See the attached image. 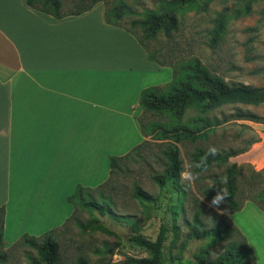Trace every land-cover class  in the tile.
<instances>
[{"label": "crops", "instance_id": "0c3cea01", "mask_svg": "<svg viewBox=\"0 0 264 264\" xmlns=\"http://www.w3.org/2000/svg\"><path fill=\"white\" fill-rule=\"evenodd\" d=\"M173 69L148 58L106 7L56 17L27 0H0V208L4 241L42 236L74 214L78 186L111 177V157L144 136L141 93L166 87ZM229 218L264 264V210L252 201Z\"/></svg>", "mask_w": 264, "mask_h": 264}, {"label": "rangeland", "instance_id": "374dc122", "mask_svg": "<svg viewBox=\"0 0 264 264\" xmlns=\"http://www.w3.org/2000/svg\"><path fill=\"white\" fill-rule=\"evenodd\" d=\"M59 1L62 4L60 13L67 14L89 5L92 0ZM107 1L110 8L127 6L129 12L121 24L134 31L150 53L169 67H180L198 58L212 75L228 84L264 89V0H196L200 6H206L204 11L181 13L178 29L171 36L160 31L152 38L147 36L141 22L150 13H162L163 7L171 0ZM223 10L233 17L220 44L212 47L213 21ZM197 115L198 111L189 110L185 122ZM209 117L219 120L221 125L197 141L186 140L177 144L183 161L181 176L187 186L185 194H178L170 185L161 189L154 183L153 177L162 174L168 165L165 151L173 142L148 138L151 145L120 160L109 183L96 190H86L84 195L87 200L109 203L117 214L129 216L130 222L119 223L98 213L92 214L75 200L73 219L67 227L63 226L55 233L60 246L55 264H76L80 256H84L89 264H125L128 257H150L151 253L136 245L132 238L139 235L155 241L162 226L170 230L163 248L164 264H201L195 255L209 240L186 242L185 237L197 217L201 229L217 227L222 218H229L232 208L226 200V168L231 164H237L243 171L238 179L236 201L241 204L251 201L253 196H261L259 200L264 205V104L227 105L211 112ZM143 119L145 122H172L168 114H147ZM201 149L233 150L234 156L228 166L213 164L199 171L193 162V154ZM218 182L223 185L220 195L208 196L206 191ZM137 187L150 194L153 201L136 199ZM93 218L99 219L107 231L84 233L80 226ZM174 224L180 227L179 238L172 231ZM231 240L223 238L210 247L211 261L226 249ZM0 254L7 256L0 264H31L30 257L37 256V251L21 239L14 244L3 240Z\"/></svg>", "mask_w": 264, "mask_h": 264}, {"label": "trees", "instance_id": "16d2710c", "mask_svg": "<svg viewBox=\"0 0 264 264\" xmlns=\"http://www.w3.org/2000/svg\"><path fill=\"white\" fill-rule=\"evenodd\" d=\"M103 2L106 7V21L114 26L122 27L133 34L140 44L148 52V58L151 61L159 63L161 66H169L159 61L150 53L148 46L144 41L132 30L121 24L123 17L129 12L125 4L109 7L107 0H92L89 5L84 6L78 11L61 14L62 4L59 0H27L30 7L42 11L44 13L63 17L65 15L81 14L91 10L97 3ZM206 6H200L196 0H171L162 9V13H150L147 18L141 22L142 28L145 30L149 38L155 37L160 31H164L167 36H171L174 30L179 26V15L187 11L202 10ZM264 18V11L262 13ZM232 15L227 10L221 11L213 21L211 31V46L216 47L220 44L226 33L229 21ZM173 79L166 87H152L144 90L140 97V107L143 110L139 118L140 126L146 140L140 144L135 150L139 151L144 147L151 145V138L156 141H172L173 144L165 151L168 165L162 174L153 177L154 183L161 189L170 185L178 194H185L187 186L182 182L183 161L180 155V149L177 146L182 141H197L205 137L209 132L215 130L221 125L219 120L210 118L209 114L219 108L227 105H250L260 106L264 104V89L251 87L242 84H228L220 77L214 76L204 66L200 59L194 58L188 63L173 66ZM189 110L198 111L196 117L190 118L185 122V117ZM147 114L165 115L168 114L172 122L157 123L155 121L145 122L143 116ZM234 156L233 150L207 151L198 150L193 154V162L199 171L208 169L213 164L229 165L230 158ZM128 157V156H126ZM125 157H111V175L114 174L120 160ZM243 175L242 169L237 164H231L226 168V189L227 203L232 208V212L242 209L244 203L239 204L236 201L238 188V179ZM111 178V177H110ZM110 179L100 186L104 187L109 183ZM223 189L221 182L208 189V196L220 195ZM86 190L78 186L75 192L68 197V202L72 203L78 200L82 206L87 208L92 214L98 213L101 217H109L119 223L130 222L129 216L117 214L109 203L96 202L85 198ZM134 197L142 202L153 201V197L147 192L137 187ZM261 196H253L252 202L256 203L262 210L264 205L259 200ZM74 214L68 219L64 227L73 219ZM6 216V207L0 208V223L2 231H0V245L4 240V220ZM63 228V227H62ZM81 230L86 233L89 231H107L100 223V220L93 218L86 224L80 226ZM59 228L53 229L46 234L36 237L25 234L21 241L34 248L37 256L30 257L31 264H55L58 253L59 243L55 238V233ZM168 230L162 226L155 241H151L145 237L136 235L132 241L148 250L150 257L135 258L128 257L125 264H164L163 248L167 241ZM172 231L176 238L180 236V227L174 224ZM234 237V238H233ZM223 238L232 239L226 249L213 261H211L209 249L217 245ZM186 242L191 240H209V243L202 247L195 258L201 263L208 264H257L253 250L248 245L245 237L241 234L237 226L227 217L220 220L217 227L210 229H201L199 227L198 217L190 226L189 233L185 237ZM6 255L0 254V262L5 261ZM76 264H89L84 256L77 259Z\"/></svg>", "mask_w": 264, "mask_h": 264}]
</instances>
